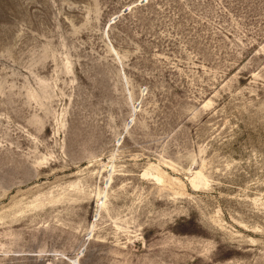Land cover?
<instances>
[{
    "label": "rangeland",
    "instance_id": "1",
    "mask_svg": "<svg viewBox=\"0 0 264 264\" xmlns=\"http://www.w3.org/2000/svg\"><path fill=\"white\" fill-rule=\"evenodd\" d=\"M0 264H264V0H0Z\"/></svg>",
    "mask_w": 264,
    "mask_h": 264
}]
</instances>
